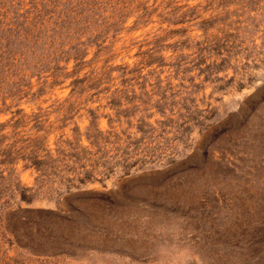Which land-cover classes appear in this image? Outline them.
<instances>
[{
  "label": "rangeland",
  "instance_id": "rangeland-1",
  "mask_svg": "<svg viewBox=\"0 0 264 264\" xmlns=\"http://www.w3.org/2000/svg\"><path fill=\"white\" fill-rule=\"evenodd\" d=\"M0 264H264V0H0Z\"/></svg>",
  "mask_w": 264,
  "mask_h": 264
}]
</instances>
